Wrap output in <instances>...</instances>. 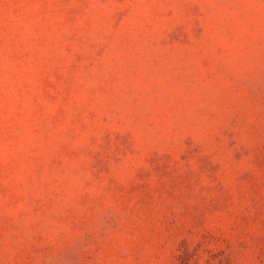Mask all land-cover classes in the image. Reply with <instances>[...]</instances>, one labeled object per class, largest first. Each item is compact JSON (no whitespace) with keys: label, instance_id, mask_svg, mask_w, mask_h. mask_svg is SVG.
Wrapping results in <instances>:
<instances>
[{"label":"rangeland","instance_id":"1","mask_svg":"<svg viewBox=\"0 0 264 264\" xmlns=\"http://www.w3.org/2000/svg\"><path fill=\"white\" fill-rule=\"evenodd\" d=\"M0 264H264V0H0Z\"/></svg>","mask_w":264,"mask_h":264}]
</instances>
